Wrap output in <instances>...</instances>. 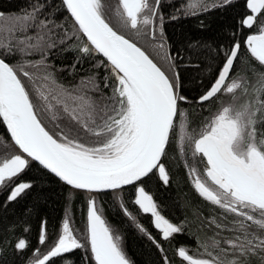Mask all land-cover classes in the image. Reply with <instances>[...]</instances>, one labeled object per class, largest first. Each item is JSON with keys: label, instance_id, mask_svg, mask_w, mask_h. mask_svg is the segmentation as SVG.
<instances>
[{"label": "snow or ice", "instance_id": "1", "mask_svg": "<svg viewBox=\"0 0 264 264\" xmlns=\"http://www.w3.org/2000/svg\"><path fill=\"white\" fill-rule=\"evenodd\" d=\"M233 2L197 0L194 5L185 0V6L176 11L195 16ZM163 3L118 0L113 8L103 0H62L74 19L71 32L51 18L54 13L47 11V0H33L30 9L14 17L0 13V22H10L7 27L0 23V119L22 153L0 159V193L10 186L4 203H12L30 190L32 181L12 182L35 162L72 189L112 190L119 210L159 247L119 192L125 186L135 187L131 203L139 214L154 218V227L165 240L182 232L161 214L143 184L153 174L169 183L162 157L170 135H175L180 154L190 153L193 166L188 173L195 190L224 214L223 222L215 217L208 221L206 226L216 231L201 246V258L189 254L185 246L178 249L179 257L186 264H264V130L257 128L264 125V73L255 84L234 78L241 71L234 72L241 44L219 46L222 64L196 103L217 100L222 107L205 117L198 130H190L187 112L180 106L192 101L181 94L176 65L164 51ZM246 9L250 14L238 21V30L257 28L258 34L248 35L245 44L250 56L264 66V19L258 23V17H264V0H246ZM59 46L79 53L71 68L56 69L48 60ZM17 54H39V58L15 65L6 62ZM99 55L107 61L104 88L109 93L100 88L95 74L81 77L71 87L58 81V71L75 75L77 64ZM100 67H105L103 60L94 65ZM112 79L114 83H109ZM238 91L247 97L246 102L240 103ZM225 95L231 101L223 106ZM7 150V144H0V157ZM197 162L203 165V175L194 166ZM47 242L46 222H42L38 247L33 250L36 259L30 257V264H54L53 258L82 248L90 250L95 264H130L121 238L114 235L94 198L88 200L86 242L74 235L68 217L58 238L39 258V246ZM28 247L30 241L24 238L14 245L20 252Z\"/></svg>", "mask_w": 264, "mask_h": 264}, {"label": "trees", "instance_id": "2", "mask_svg": "<svg viewBox=\"0 0 264 264\" xmlns=\"http://www.w3.org/2000/svg\"><path fill=\"white\" fill-rule=\"evenodd\" d=\"M244 1L234 0L230 6L215 8L195 16H185L176 11V9L185 6V0H175L174 2L167 0L162 7L161 11L165 18L162 37L165 44L164 51L171 54L176 65V71L180 77L181 94L192 101L190 104L180 106L182 110L187 112L190 130H198L202 126L204 118L211 114L216 106L220 105L217 100L210 103L206 102L203 105L195 101V96L201 94L218 72L222 62L217 52L219 46L229 47L233 41L240 42V59L237 60L234 66V72L236 69H241L236 74L238 79L244 77L250 84H255L259 74L264 73V66H261L250 56L243 42L244 36L251 31L256 32L257 28L254 27L250 30L245 27L238 30V21L247 13ZM32 2L33 0H0V13L13 17L23 14L26 9H30ZM103 2L113 8L118 4L116 0H103ZM191 2L195 5L197 0H191ZM47 4L50 6L47 11L54 13L51 18L64 25L71 32L74 22L70 19L60 0H47ZM172 15H176L178 18L171 19ZM262 19L264 17H258V23ZM0 23L7 27L10 22L5 19ZM57 31L61 32L62 30L58 29ZM137 43L138 46H142L139 42ZM62 47L64 46L54 49L48 60L56 69L71 68L79 53L62 51ZM38 58L39 54L32 56L17 54L14 58L8 59L7 62L15 65L17 62L22 63L25 59L35 60ZM153 58L154 62H157L154 55ZM100 60L105 62V67L94 68V65ZM240 60H243V64L240 63ZM106 67L107 62L100 55L93 56L92 58L83 59L82 63L76 65L75 75H70L68 71H58L56 76L59 82L71 87L81 77L95 74L98 76L100 88L107 94L110 90L104 88V77L108 75ZM109 83H114V79L110 80ZM237 95L241 96L240 103L247 101V97L239 91ZM222 100L229 103L231 97L225 95ZM257 128L258 131L264 130V125H257ZM5 140L3 141L5 142ZM8 142L11 144L10 141ZM188 159L191 160L190 153L185 150V155H181L178 151L176 136L170 135L166 155L162 157V162L169 175V183L167 185L160 184V179L155 174L151 175L146 183L143 181L147 186H152L151 192L156 196L162 214L171 217V222L182 228L181 233L174 234L168 240L160 238L150 230H145L147 234L155 238L159 243V247L148 238V235L139 231L137 226L126 218L124 213L117 207V201L112 199L111 195H108L109 192L89 193L72 189L33 162L31 168L28 169L30 173L27 174L26 171L24 174L27 180L33 182V187L30 190H27L12 203H4L3 193H0V264H21V260L25 255L15 250L12 241L24 226L32 231V228L36 227V222L40 216H43L47 226L50 225L51 235L55 234L54 226L57 224L60 207L65 204L66 208H73L75 200H70L68 195L75 192H81L82 197L83 195H92L99 208L104 211V215L109 214L114 219L116 230L119 231V237L122 241V249L132 264H165V257H167V264H186L176 254V248L182 246L188 249L189 254L200 257V253L203 251L201 246L209 243L216 231L214 228L206 226L208 221L215 217L218 222H223L224 214L218 206L211 205L210 202L202 198L189 183L188 174H186ZM196 164L199 169L203 167L199 162ZM130 190L131 188L128 186L123 188L126 200ZM138 218L141 217L138 216ZM231 219L232 217L229 216V221ZM138 223L141 227L144 225L141 219H138ZM221 235L231 236L232 234L221 232ZM81 241L86 242L85 238ZM90 256V252L82 248L64 254L63 258H53V260L54 264H64V260H70L71 264H95Z\"/></svg>", "mask_w": 264, "mask_h": 264}, {"label": "flooded vegetation", "instance_id": "3", "mask_svg": "<svg viewBox=\"0 0 264 264\" xmlns=\"http://www.w3.org/2000/svg\"><path fill=\"white\" fill-rule=\"evenodd\" d=\"M117 1V3H118V0H116ZM167 0H164V3L166 2ZM172 2H174L175 0H171ZM164 3H163V5H164ZM162 10V9H161ZM247 10V9H246ZM231 45V44H230ZM230 47V46H229ZM1 122H0V144H7V146H8V150H7V152L5 153V155L3 156V157H0V159H2V158H7V157H10L11 155H15V154H22L20 151H18L17 149H15L11 144V141H10V143L11 144H9V140H8V138L5 136V133H4V131L2 130V127H1ZM8 140V141H6V140ZM3 140H5V142L3 141ZM25 158H27L26 156H25ZM26 173V171L22 174V175H20L15 181H13L12 183L13 184H18L19 182H21V181H29V179L27 180L26 178H25V174ZM28 173H30V171H28L27 170V174ZM156 175V174H155ZM157 177H158V175H156ZM159 179V178H158ZM146 180H148V179H145L144 180V183H146ZM143 183V184H144ZM159 183L160 184H164V183H162L161 182V180L159 181ZM191 185L193 186V189L195 190V188H194V185H193V183L191 182ZM144 186H145V188H146V191H148L151 195H153L152 194V186L150 187L149 185V187L146 185V184H144ZM128 187H130L131 188V190L128 192V198H127V200L124 198V194H123V189L122 190H120V192H119V195H121L122 197H123V199H124V202H125V204H126V206H127V208H128V210L131 212V213H133V214H138L137 216H140L141 218H138L139 220L141 219V220H143V226H142V228H144V230H150L152 233H154L155 235H157V236H159L160 238H163V237H161L160 236V234H159V230H157L156 228H153L152 226H151V224H150V222H151V220H150V217H149V214H143V215H141V214H139L138 212H137V207H135V206H133V204L131 203V201L133 200V191L135 190V187L134 186H128ZM9 189H10V186L9 187H5L4 188V190H3V196H4V199L6 200V197H7V195H8V192H9ZM105 191H107V190H105ZM71 192V191H70ZM107 192H109L108 193V195H111L112 196V199H115V201H117L116 200V194L115 193H113L112 192V190H109V191H107ZM197 192V191H196ZM98 193H101V192H98ZM198 193V192H197ZM72 193H70L68 196H69V199L70 200H75L74 202H75V204H74V206H73V208H71V209H68V208H66V205L64 204V205H62L61 207H60V214H59V216L57 217V224H56V226H54V230H55V234H52L51 235V233H50V230H51V228H49L50 227V225L49 226H47V223H46V230H47V243H45L44 245H42V246H39V248H40V255H42V252L43 251H45L46 249H48V248H50L51 247V245H52V242L54 241V238H55V236L59 233L58 231L60 230V226H61V223H62V217L64 216V217H70L71 216V212H73L74 211V213H76V215H78L79 214V212H81V210H83L84 212H86V210H85V205L87 204V201L89 200V198H92V195L90 196H86V195H83V197H82V194H81V192L80 193H74V194H72ZM81 194V195H80ZM67 195V194H66ZM65 195V196H66ZM81 196V197H80ZM73 197V198H72ZM101 198H103L102 196H101ZM153 199H154V202L157 204V206H158V210L161 212V214L163 213L162 212V210H161V208L159 207V205H158V203H157V198H156V196H154L153 195ZM69 200V201H70ZM72 200V201H73ZM98 206V205H97ZM98 208H99V206H98ZM100 209V208H99ZM100 211H101V213L103 214V218L107 221V223H108V225L111 227V228H114V229H116V225H115V221H114V219H112V217L111 216H109V214H105L104 215V211L103 210H101L100 209ZM163 215V214H162ZM164 216V215H163ZM166 219H168L169 220V222H171L172 220H171V217H168V216H164ZM143 218V219H142ZM70 219V218H69ZM128 219V218H127ZM42 222H45V220H44V218H43V216H40V218L37 220V225H36V227H33L32 228V231L30 230V231H28V232H25V226L23 227V228H21L20 229V232L19 233H17V236H16V238L12 241V245H15V243L17 242V239L18 238H24V239H26L27 241H30V247H28L27 248V250L26 251H23L22 253L25 255L24 256V258L21 260V264H24L25 262L27 263L28 261H29V258L31 257L32 259L33 258H36L34 255H33V250L34 249H36L37 247H38V238H39V234H40V232H41V226H42ZM171 223H173V222H171ZM70 225L72 226V224L70 223ZM52 227V226H51ZM118 231V230H117ZM119 232V231H118ZM51 236V238H49ZM179 246V245H178ZM177 248H180V247H177ZM176 248V249H177ZM17 251V250H16ZM17 252H19L20 254H21V252L20 251H17ZM176 252H177V250H176Z\"/></svg>", "mask_w": 264, "mask_h": 264}, {"label": "rangeland", "instance_id": "4", "mask_svg": "<svg viewBox=\"0 0 264 264\" xmlns=\"http://www.w3.org/2000/svg\"><path fill=\"white\" fill-rule=\"evenodd\" d=\"M256 32H258V31L256 30ZM234 78L238 79L237 76H235ZM229 103H230V102H229ZM229 103L224 102V105H223V106H226V105L229 104ZM221 107H222V105H218V106H216V107L213 109L212 113L209 114V115H207V117H209V116L213 115L214 113H216ZM176 141H177V143H179L177 137H176ZM186 164H187V165H186V174H188V181H189V183L191 184L192 180H191L190 175H189V173H188V167L193 166V164H192V160L188 159V161H187ZM194 166L197 167L199 173H200L201 175H203V167L199 169V167L197 166V164H195ZM85 210H86V212L88 211V201H87V204L85 205ZM86 212H85V214H86ZM83 214H84V212L81 211V212H79L78 215H76V213H74V211H73V212H71V216L69 217V218H70V219H69V220H70V223L72 224V226H71V225H70V226H71V228L73 229L74 235H76L77 238L80 239V240L83 239V238H85V235H86V231L84 230L85 221H83ZM85 214H84V215H85ZM64 218H65V217L63 216V217H62V221H63ZM105 221H106V220H105ZM106 222H107V221H106ZM107 224H108V223H107ZM112 229L114 230V235H118V236H119V232H118L116 229H114V228H112ZM49 238H51V236H50ZM126 257H127V256H126ZM33 259H34V258H33ZM33 259H32V260H33ZM127 259L129 260L128 257H127ZM29 263H30V261H28L27 263L25 262L24 264H29Z\"/></svg>", "mask_w": 264, "mask_h": 264}, {"label": "water", "instance_id": "5", "mask_svg": "<svg viewBox=\"0 0 264 264\" xmlns=\"http://www.w3.org/2000/svg\"><path fill=\"white\" fill-rule=\"evenodd\" d=\"M60 2L62 3V0H60ZM244 3H245V5H246V0L244 1ZM64 9H65V11L69 14V16H70V19L74 22V19L71 17V14L67 11V9H66V7H64ZM247 14H250V10H248L247 9V13L245 14V15H243V17L242 18H244ZM241 18V19H242ZM240 19V20H241ZM250 34H258V32H255V31H251L250 33H248V34H246L245 36H244V40H243V42L245 43V41H246V38H247V36L248 35H250ZM84 39L86 40V37H84ZM233 43H235V41H233L232 43H231V45L233 44ZM230 45V46H231ZM246 45V44H245ZM101 57H102V55H100ZM105 61H106V58H104V57H102ZM7 62V61H6ZM107 62V61H106ZM221 64H222V62L220 63V66H221ZM219 66V67H220ZM218 73V72H217ZM217 73L215 74V76L217 75ZM214 76V77H215ZM214 77H213V79H214ZM213 81V80H212ZM209 86V85H208ZM207 86V87H208ZM207 87L201 92V94L200 95H202L205 91H206V89H207ZM200 95H197V96H195V101H196V98H198ZM0 122H1V127H2V130L4 131V133H5V136L8 138V140L9 141H11V136H10V132L8 131V129H7V126H6V124L2 121V119H0ZM11 143H12V146L15 148V149H17L18 151H20L19 149H18V147L17 146H15L14 145V142H12L11 141ZM24 156H26V154H23ZM45 171H47V170H45ZM53 175V174H52ZM54 176V175H53ZM55 177V176H54ZM57 180H59V178H57V177H55ZM65 185L66 186H68L66 183H65ZM68 187H71V186H68ZM107 191H109V190H107ZM134 194H135V190L133 191V199H134ZM149 217H150V220H151V222H150V224H151V226L153 227V228H155L154 227V218L149 214ZM84 221H85V225H84V230L86 231V235H85V241H86V237H87V212H86V214L84 215ZM61 226H62V223H61ZM61 226H60V230H61ZM60 230L58 231L59 233H60ZM59 233L55 236V238H54V241L58 238V235H59ZM159 234H160V236L161 237H163L162 236V233L161 232H159ZM53 241V242H54ZM52 242V243H53ZM50 248H48V249H46L45 251H43L42 252V255H40V257L39 258H42V256H43V254H46L47 253V251L49 250ZM178 249L179 248H177V252H176V254H178ZM89 252H90V250H88ZM91 254V253H90ZM91 257V256H90ZM197 258H201V257H197ZM36 258H34L33 260H35ZM93 262H94V260H92ZM130 261V264H132L131 263V260H129ZM30 264V263H29Z\"/></svg>", "mask_w": 264, "mask_h": 264}]
</instances>
